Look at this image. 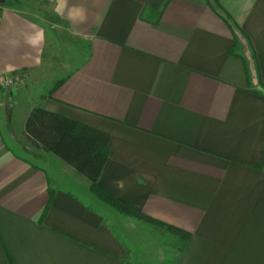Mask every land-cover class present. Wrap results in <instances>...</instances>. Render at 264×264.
Returning <instances> with one entry per match:
<instances>
[{
	"label": "crops",
	"instance_id": "crops-1",
	"mask_svg": "<svg viewBox=\"0 0 264 264\" xmlns=\"http://www.w3.org/2000/svg\"><path fill=\"white\" fill-rule=\"evenodd\" d=\"M216 1L235 46L207 0L0 4V264L131 255L121 215L24 139L35 107L109 135L100 187L188 233L175 264H264V0Z\"/></svg>",
	"mask_w": 264,
	"mask_h": 264
},
{
	"label": "trees",
	"instance_id": "trees-1",
	"mask_svg": "<svg viewBox=\"0 0 264 264\" xmlns=\"http://www.w3.org/2000/svg\"><path fill=\"white\" fill-rule=\"evenodd\" d=\"M207 2L230 28L234 46L238 42V38H246L245 33L236 26L216 0H207ZM244 43L245 40L243 56L245 49L247 59H242L246 63L249 74L255 61L250 44ZM23 136L31 147L51 153L83 176L89 182L90 193L101 203L123 216L157 223L178 238L186 239L188 237L187 232L177 227L162 223L129 208L100 187L99 178L108 165L109 135L106 132L35 107L29 111L24 120Z\"/></svg>",
	"mask_w": 264,
	"mask_h": 264
},
{
	"label": "rangeland",
	"instance_id": "rangeland-1",
	"mask_svg": "<svg viewBox=\"0 0 264 264\" xmlns=\"http://www.w3.org/2000/svg\"><path fill=\"white\" fill-rule=\"evenodd\" d=\"M12 85L0 81V88L10 89ZM13 121L17 122L15 117ZM108 219L125 230H122L121 236L131 244V255L123 264H175L178 237L164 227L123 215L110 216Z\"/></svg>",
	"mask_w": 264,
	"mask_h": 264
},
{
	"label": "water",
	"instance_id": "water-1",
	"mask_svg": "<svg viewBox=\"0 0 264 264\" xmlns=\"http://www.w3.org/2000/svg\"><path fill=\"white\" fill-rule=\"evenodd\" d=\"M4 2V0H0V4H2ZM11 109H12V106L11 104L7 103L4 107V110H5V113H6V116L8 118H10V115H11Z\"/></svg>",
	"mask_w": 264,
	"mask_h": 264
},
{
	"label": "built area",
	"instance_id": "built-area-1",
	"mask_svg": "<svg viewBox=\"0 0 264 264\" xmlns=\"http://www.w3.org/2000/svg\"><path fill=\"white\" fill-rule=\"evenodd\" d=\"M3 82H4L5 84H10V83H12V81L9 80V79H4Z\"/></svg>",
	"mask_w": 264,
	"mask_h": 264
}]
</instances>
